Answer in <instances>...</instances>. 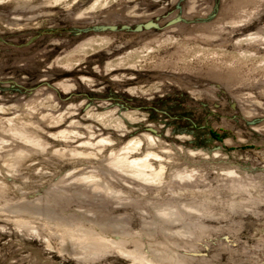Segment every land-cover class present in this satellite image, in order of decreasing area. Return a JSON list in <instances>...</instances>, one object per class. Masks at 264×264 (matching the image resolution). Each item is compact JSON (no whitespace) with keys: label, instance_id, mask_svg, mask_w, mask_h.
I'll list each match as a JSON object with an SVG mask.
<instances>
[{"label":"rangeland","instance_id":"1","mask_svg":"<svg viewBox=\"0 0 264 264\" xmlns=\"http://www.w3.org/2000/svg\"><path fill=\"white\" fill-rule=\"evenodd\" d=\"M99 1L0 0V264H264V0Z\"/></svg>","mask_w":264,"mask_h":264},{"label":"bare ground","instance_id":"2","mask_svg":"<svg viewBox=\"0 0 264 264\" xmlns=\"http://www.w3.org/2000/svg\"><path fill=\"white\" fill-rule=\"evenodd\" d=\"M105 4V0H100L99 1V5L101 6V5H104ZM92 39V38H91ZM98 41H101V40H99V39H97ZM90 42V41H89ZM107 42V41H106ZM105 42V43H106ZM87 44H88V42H87ZM89 46H92L90 49H88L87 51H91L93 48H97V47H99V46H101V44H94V43H91ZM85 47V46H84ZM88 47V46H87ZM86 47V48H87ZM100 48V47H99ZM94 51V50H93ZM141 55V54H140ZM128 57V56H127ZM129 58V57H128ZM130 59V58H129ZM112 65V64H111ZM116 65V64H115ZM115 65H114V67H115Z\"/></svg>","mask_w":264,"mask_h":264},{"label":"water","instance_id":"3","mask_svg":"<svg viewBox=\"0 0 264 264\" xmlns=\"http://www.w3.org/2000/svg\"><path fill=\"white\" fill-rule=\"evenodd\" d=\"M152 24H154V23L150 22V23H148V24H145V27H149V26L152 25Z\"/></svg>","mask_w":264,"mask_h":264},{"label":"flooded vegetation","instance_id":"4","mask_svg":"<svg viewBox=\"0 0 264 264\" xmlns=\"http://www.w3.org/2000/svg\"><path fill=\"white\" fill-rule=\"evenodd\" d=\"M153 25H155V24H153Z\"/></svg>","mask_w":264,"mask_h":264}]
</instances>
